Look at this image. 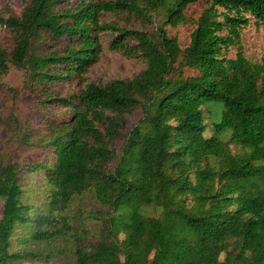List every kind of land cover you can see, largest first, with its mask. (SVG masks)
<instances>
[{
	"label": "trees",
	"instance_id": "trees-1",
	"mask_svg": "<svg viewBox=\"0 0 264 264\" xmlns=\"http://www.w3.org/2000/svg\"><path fill=\"white\" fill-rule=\"evenodd\" d=\"M250 24L264 27V0H25L19 15L0 12L9 36L0 86L22 70L31 95L24 118L14 109L0 118V264L19 259L18 224L39 242L72 233L68 264H264V59L244 51ZM180 25L191 28L185 43L171 32ZM104 34L110 51L146 67L89 81ZM64 85L72 90L62 95ZM207 102L222 105L210 134ZM33 171L49 193L31 217L21 182ZM88 189L101 205L88 213L99 222L92 233L63 215Z\"/></svg>",
	"mask_w": 264,
	"mask_h": 264
},
{
	"label": "rangeland",
	"instance_id": "rangeland-1",
	"mask_svg": "<svg viewBox=\"0 0 264 264\" xmlns=\"http://www.w3.org/2000/svg\"><path fill=\"white\" fill-rule=\"evenodd\" d=\"M24 2L25 0H0V12L2 16L6 17L9 14L19 15ZM199 9V5H193L188 9V14L195 15L198 13ZM114 20V16H109L107 18L109 22ZM190 29L188 25H180L176 29H172L171 32L177 33L182 42L185 43L187 33ZM111 38V34L103 35L101 41L103 49L100 54V61L89 70L87 74L89 81L104 84L112 79H126L134 76L146 67L145 62L141 59L128 58L119 53L110 51L108 49V41ZM242 42L246 55L252 60L260 61L264 59L263 26L256 27L254 24H250L243 31ZM0 47H9V36L2 29H0ZM233 52L234 50L231 51V54H233ZM24 78L25 73L17 69H12L8 75L2 77V85L0 86V118L7 117V115L12 112V109H14V112H16L19 117L24 118V115L31 110V95L26 93L25 90H20ZM5 85L17 88L19 90L18 98L13 101L11 94L6 91ZM71 90L72 88L68 85L60 87L62 95H65ZM203 106L208 109H214V111L204 109L206 124L209 129L206 131L208 132L207 134H210L212 131V119L216 117L215 121H217L220 118L222 105L220 103L207 102ZM7 135L6 128L0 122V149L6 145ZM229 135L230 131L220 134L224 140L228 139ZM9 143L16 146L15 142ZM230 146L232 147L233 145L230 144ZM25 148L30 153L29 155L35 159L44 158L45 152L51 160L53 159L52 154L47 150L40 148ZM232 150L234 151L235 148L232 147ZM21 185L23 189V202L29 207L31 217L36 213H44L47 208V196L49 193V185L44 173L42 171L25 173ZM262 187H264V184ZM2 208L3 203L0 200V218L2 216ZM95 209H101V205L97 201L94 191L88 189L72 197L63 215L66 216L70 226L79 230L87 229L92 233L98 230L99 222L88 217V213ZM146 213L153 214L152 208H147ZM32 228L33 226L30 224H18L15 226L11 235L10 250L14 253H18L19 259L13 260L11 264H68L74 261L73 251L75 247L71 237L72 233L48 241L39 242L31 238L29 231H32ZM114 252L118 253V250L114 248ZM35 254H40V256L32 258L31 255ZM221 257H223V255H221Z\"/></svg>",
	"mask_w": 264,
	"mask_h": 264
}]
</instances>
